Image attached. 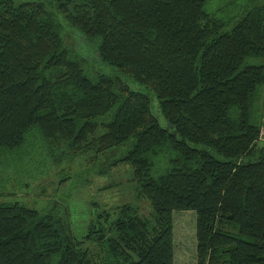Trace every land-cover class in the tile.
<instances>
[{"label": "trees", "instance_id": "16d2710c", "mask_svg": "<svg viewBox=\"0 0 264 264\" xmlns=\"http://www.w3.org/2000/svg\"><path fill=\"white\" fill-rule=\"evenodd\" d=\"M208 2L0 0V163L34 159L35 138L57 165L131 143L113 164L152 207L116 205L79 236L67 210L0 202V264H176L188 210L197 264H264V0Z\"/></svg>", "mask_w": 264, "mask_h": 264}, {"label": "rangeland", "instance_id": "374dc122", "mask_svg": "<svg viewBox=\"0 0 264 264\" xmlns=\"http://www.w3.org/2000/svg\"><path fill=\"white\" fill-rule=\"evenodd\" d=\"M228 1L209 0L206 9L221 13L219 8L228 4ZM239 1L242 0H235L234 5H228V13L233 14L238 10ZM64 25L75 36L69 43L76 45V51L92 56L94 45L83 44L84 36ZM150 95L152 106L157 110V98L152 93ZM260 107L264 108V90L258 102ZM103 132L100 129L98 134ZM262 135L264 137V130ZM30 145L35 148L37 156L34 159L29 160L28 156H24L1 160L0 202L19 201L42 212L53 207L58 215L67 210L79 236L87 233L89 223L97 214L111 212V208L116 205L131 202L141 207V213L151 212L150 201L138 196V185L133 180L131 165L113 164L129 150L131 143L115 147L99 156L93 151L82 153L70 165H57L52 157L46 155L38 138L30 142ZM174 222L176 264H197L196 213L190 210L175 212Z\"/></svg>", "mask_w": 264, "mask_h": 264}, {"label": "crops", "instance_id": "0c3cea01", "mask_svg": "<svg viewBox=\"0 0 264 264\" xmlns=\"http://www.w3.org/2000/svg\"><path fill=\"white\" fill-rule=\"evenodd\" d=\"M262 130H264V127H263V129ZM262 141H264V137H262V139H261Z\"/></svg>", "mask_w": 264, "mask_h": 264}]
</instances>
